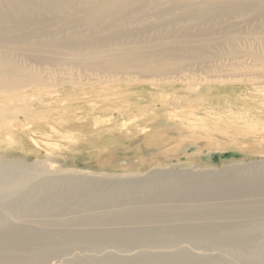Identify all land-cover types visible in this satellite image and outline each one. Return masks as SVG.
Wrapping results in <instances>:
<instances>
[{"label":"bare ground","instance_id":"obj_1","mask_svg":"<svg viewBox=\"0 0 264 264\" xmlns=\"http://www.w3.org/2000/svg\"><path fill=\"white\" fill-rule=\"evenodd\" d=\"M187 69L197 72L186 79L198 77L203 84L242 78L264 87V0H0V121L11 133L18 106L33 113L53 97L50 88L44 90L49 97L37 94L28 105L18 104L27 87L43 92L49 81L72 82L79 74L83 85L128 79L117 72L154 82ZM35 165L0 159L2 205L29 222L0 223V264H49L69 244L103 252L68 255L63 264H240L249 259L255 233L228 219L263 214L264 226V180L221 185L182 172L173 174L179 186L161 191L162 175L150 173L117 189L83 175L41 177ZM31 180L36 182L29 185ZM122 197L131 203L115 207ZM160 197L170 199L158 202ZM39 215L55 227L31 224ZM191 218L209 220L180 221ZM174 220L179 222L149 224ZM179 237L220 252L170 250ZM138 244L165 249L127 253L118 247ZM252 250L264 260V248Z\"/></svg>","mask_w":264,"mask_h":264},{"label":"rangeland","instance_id":"obj_2","mask_svg":"<svg viewBox=\"0 0 264 264\" xmlns=\"http://www.w3.org/2000/svg\"><path fill=\"white\" fill-rule=\"evenodd\" d=\"M195 72L197 70L194 69L172 72L167 79L154 82L149 80L150 77L143 80L144 77L135 78V74L117 72L113 75L128 79L87 85L78 83L84 77L79 74L72 82L60 78L49 81L46 87H41L43 92L39 87L36 90L27 87L24 89L27 95L18 104L28 105L41 95L49 97L44 90L50 88L53 89H50L53 97L45 106L36 104L33 113H29L28 107L25 110L18 106L17 130L14 133L7 130V123L0 121V159L23 165L36 164L34 173L41 177L49 175L66 179L83 175L87 179L114 183L117 189L132 179L152 177V173L162 175L158 185L161 191L179 186L173 174L182 172L214 178L221 185L238 178L264 180V87L254 86L242 78L216 80L209 84H203L204 80L198 77L186 79L187 75L192 76ZM35 182L31 180L28 184ZM61 186L57 185L54 192L60 193ZM117 189L113 191L117 193ZM221 195L216 197L224 201V195ZM0 198V223H29L6 210L2 205L5 197L0 195ZM129 201L122 197L115 207L127 206L131 203ZM262 215L228 219L249 227L242 229L243 232L255 233L254 245L247 252L249 259L242 260L240 264H264L261 256L252 250L264 248V226L259 222ZM36 217V221H30L31 224L55 227L51 224L50 227V222L43 223L45 220L42 217V221L40 215V220ZM208 220L191 218L180 221ZM61 236L59 238L63 239ZM189 239L179 237L178 245L167 247L170 250L185 247L191 251L218 248L209 245L199 248L187 241ZM114 246L105 245L104 248L112 250ZM64 247L66 250L48 260L49 264H63L61 262L68 255L79 253L86 257L91 253L89 257H93L94 253L99 255L103 252L91 251L80 245ZM118 247L126 248L127 253L143 252L144 248L165 249L159 245L140 244L133 248Z\"/></svg>","mask_w":264,"mask_h":264}]
</instances>
